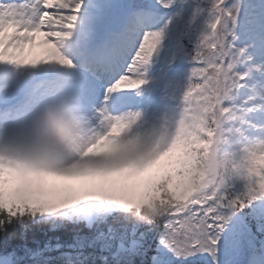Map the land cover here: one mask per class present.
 Returning a JSON list of instances; mask_svg holds the SVG:
<instances>
[{
	"label": "snow or ice",
	"instance_id": "1",
	"mask_svg": "<svg viewBox=\"0 0 264 264\" xmlns=\"http://www.w3.org/2000/svg\"><path fill=\"white\" fill-rule=\"evenodd\" d=\"M0 264H264V0H0Z\"/></svg>",
	"mask_w": 264,
	"mask_h": 264
},
{
	"label": "trees",
	"instance_id": "2",
	"mask_svg": "<svg viewBox=\"0 0 264 264\" xmlns=\"http://www.w3.org/2000/svg\"><path fill=\"white\" fill-rule=\"evenodd\" d=\"M46 227L45 226H36L32 229V231L29 233L30 236H35L38 239H45V235L44 233L46 232ZM49 235H51V233H49Z\"/></svg>",
	"mask_w": 264,
	"mask_h": 264
}]
</instances>
